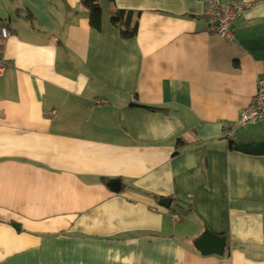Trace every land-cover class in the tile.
Instances as JSON below:
<instances>
[{
  "label": "crops",
  "instance_id": "crops-1",
  "mask_svg": "<svg viewBox=\"0 0 264 264\" xmlns=\"http://www.w3.org/2000/svg\"><path fill=\"white\" fill-rule=\"evenodd\" d=\"M220 1L253 3L232 40L204 0H99V31L81 0H0V264H264V155L236 149L264 123L225 135L264 75V0Z\"/></svg>",
  "mask_w": 264,
  "mask_h": 264
},
{
  "label": "built area",
  "instance_id": "built-area-1",
  "mask_svg": "<svg viewBox=\"0 0 264 264\" xmlns=\"http://www.w3.org/2000/svg\"><path fill=\"white\" fill-rule=\"evenodd\" d=\"M206 4V16L209 18V30L218 33L226 38L234 39L233 23L241 16V14L253 5L252 2H236L220 0H204ZM2 38L7 39L9 30L6 26H2L0 30ZM10 60L0 54V74L10 65ZM104 102L96 98L95 103ZM264 123V75L258 80V88L253 100L242 109L239 117L225 124V135L231 136L237 129L248 125ZM174 219H180L178 214H174Z\"/></svg>",
  "mask_w": 264,
  "mask_h": 264
},
{
  "label": "water",
  "instance_id": "water-1",
  "mask_svg": "<svg viewBox=\"0 0 264 264\" xmlns=\"http://www.w3.org/2000/svg\"><path fill=\"white\" fill-rule=\"evenodd\" d=\"M236 149L253 155H264V140L257 142L242 141L236 145ZM108 186L111 190L118 192L121 188V180H110L108 182ZM172 201V198L164 197L159 201V203L162 206L169 207ZM196 244L203 254L223 255L226 249L227 237L206 229L200 238L197 239Z\"/></svg>",
  "mask_w": 264,
  "mask_h": 264
},
{
  "label": "trees",
  "instance_id": "trees-1",
  "mask_svg": "<svg viewBox=\"0 0 264 264\" xmlns=\"http://www.w3.org/2000/svg\"><path fill=\"white\" fill-rule=\"evenodd\" d=\"M110 2L114 3L115 0H109ZM82 5L88 10L90 24L96 30L102 29V21H103V9L99 3V0H81ZM112 22L120 28L121 35L124 38L133 37L136 33L134 27L131 26V15H128L126 20L124 21L121 16V10L117 8L114 9L112 12ZM131 14L132 11L127 12ZM138 105V104H137ZM153 108V107H152ZM184 143L181 139H178V144ZM231 147L235 145L234 140H230ZM164 196H160L159 198H163Z\"/></svg>",
  "mask_w": 264,
  "mask_h": 264
}]
</instances>
